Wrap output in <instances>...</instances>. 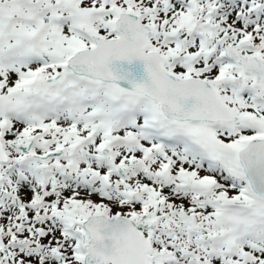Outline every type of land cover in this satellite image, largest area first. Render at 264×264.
I'll list each match as a JSON object with an SVG mask.
<instances>
[{"label": "snow or ice", "instance_id": "6c2138e0", "mask_svg": "<svg viewBox=\"0 0 264 264\" xmlns=\"http://www.w3.org/2000/svg\"><path fill=\"white\" fill-rule=\"evenodd\" d=\"M0 264H264V0H0Z\"/></svg>", "mask_w": 264, "mask_h": 264}]
</instances>
